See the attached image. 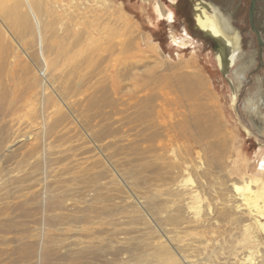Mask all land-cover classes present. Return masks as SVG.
<instances>
[{"label": "rangeland", "instance_id": "obj_1", "mask_svg": "<svg viewBox=\"0 0 264 264\" xmlns=\"http://www.w3.org/2000/svg\"><path fill=\"white\" fill-rule=\"evenodd\" d=\"M74 1L85 6L28 0L20 11L37 21H1L0 264H264V231L242 228L231 191L264 139L242 126L257 119L247 89L231 105L213 45L193 31V0ZM249 2L236 24L258 47ZM184 25L195 42L177 48L168 34ZM197 73L207 85L183 98L176 78Z\"/></svg>", "mask_w": 264, "mask_h": 264}, {"label": "bare ground", "instance_id": "obj_2", "mask_svg": "<svg viewBox=\"0 0 264 264\" xmlns=\"http://www.w3.org/2000/svg\"><path fill=\"white\" fill-rule=\"evenodd\" d=\"M38 1L39 0H31V2H34L35 4ZM45 1H47L49 4H60V2H65L66 4H63L65 6L71 3H75L77 5L85 4L83 2H75L74 0ZM175 1L176 0H170V2H172V6ZM240 1L241 0H193L192 10L193 17L195 18V25L193 27V31H195L197 35H200V38H202V33L211 37L212 39L208 40L210 41L211 45H213V42L217 43V45L215 47L213 46L214 48H212V50L214 51V61L216 63L217 69H219V71H221L226 77V79L230 82L232 92L231 105H234L239 100V97L241 96L242 92L245 91L244 89H247L245 96V104L247 108L244 109V111L251 110L249 112L257 116V119L253 121V123L250 125V128L249 126L247 127L245 124H242V126L245 128V130H247V132H252V134H254L256 137H259L261 140L264 139V91L260 82L261 79L263 80L264 74L262 73L261 77L260 73L255 74V72L260 71L261 68L264 69V48L261 47L260 50L258 46V54L256 55V47L254 46L253 37L246 29H243L236 24L238 9L240 8ZM13 2L16 3V5L12 6L13 8H0V25L2 23L1 21H4L5 18H7L9 22H14L17 18L23 17L28 21H34V19L37 21V18H29L28 12L20 11L24 10V6L27 4H23V2H28V0H14ZM34 6L38 9V6ZM172 6H170L171 9L169 8L165 11L161 9L160 5H157L156 8L158 11V16L160 15L161 17L166 18L167 22H172L175 16ZM103 10V12L107 11L106 9ZM258 11L260 12L258 18L259 21H256L254 27L256 33L259 35L261 40H263L264 10L262 9V6H257L256 4V9L254 8V12L257 14ZM85 16L93 18L102 17L100 14H96L93 11L85 12L83 8H80L79 17L84 18ZM168 37L172 44H174L177 48H185L188 43L195 40L187 31L185 25L184 27H182L179 35L170 33L168 34ZM243 40H245V43H243ZM248 45H251L252 47L250 46L249 48H247ZM150 49L152 50V52L154 51L155 53H157L156 45H148V50ZM5 53L7 54V52ZM10 54L11 53H9V55ZM9 55L7 54V56ZM259 63L262 66H258ZM176 79H178L177 82H179V92L183 96V98L186 99H194V91H196V87L201 88L202 86L205 88V86L207 85L206 79L198 73L196 74V78H191L189 75L185 74L183 76H179ZM196 94L197 93H195V95ZM1 96L2 95L0 93V97ZM155 114L156 120L154 119V122L158 125V111L155 112ZM210 121L211 128L213 129V131H217L218 123L213 118V116L210 117ZM185 123L187 122L185 121ZM174 128V124H172L170 125L168 130H174ZM204 128H198L199 131H202H198L197 134L201 138L204 137V135L206 134ZM178 133H181L180 128L178 130ZM262 143L263 141H261V143L259 142L261 146L258 147V150L264 149V145H262ZM254 170L255 172L253 173L252 178L244 180L240 185L233 183L231 191L232 197L234 196L233 198L236 202L235 209L237 211H240V215L242 216L243 213L246 212L249 215V217L245 216L242 220H240L242 222V228H244L246 231H250L252 228H255L261 232L264 231L263 157L258 156L256 164L254 166ZM183 197L185 200H187L185 203V209L187 210V213H191L192 215H198L201 206L197 191H185L183 193ZM250 237L255 243L256 236L254 234H251ZM238 258L242 259L240 258V256Z\"/></svg>", "mask_w": 264, "mask_h": 264}, {"label": "water", "instance_id": "obj_3", "mask_svg": "<svg viewBox=\"0 0 264 264\" xmlns=\"http://www.w3.org/2000/svg\"><path fill=\"white\" fill-rule=\"evenodd\" d=\"M254 8H255V0H250L249 2V7H248V19H249V24H250V28L253 30V32L256 34V39H257V44L259 47L263 46L264 47V43L262 42L261 38L259 37V35L256 33L255 27H254V22H253V15H254ZM202 38L205 41H208L210 39H212L211 37L205 35L204 33H202ZM214 41V40H213ZM210 42V41H209ZM216 43V42H215ZM213 42V46L215 47L217 45V43L215 44ZM220 73L223 75V73L220 71Z\"/></svg>", "mask_w": 264, "mask_h": 264}, {"label": "flooded vegetation", "instance_id": "obj_4", "mask_svg": "<svg viewBox=\"0 0 264 264\" xmlns=\"http://www.w3.org/2000/svg\"><path fill=\"white\" fill-rule=\"evenodd\" d=\"M205 41V40H204ZM263 41V40H262ZM205 42H207V41H205ZM264 42V41H263ZM251 46V45H250ZM249 46V47H250ZM256 47V46H255ZM263 48V47H262ZM259 49L261 50V47H259ZM256 50H257V47H256ZM262 89H263V91H264V86H262ZM256 118H257V116H256ZM256 119H251V123H249V124H252L253 123V121H255Z\"/></svg>", "mask_w": 264, "mask_h": 264}]
</instances>
